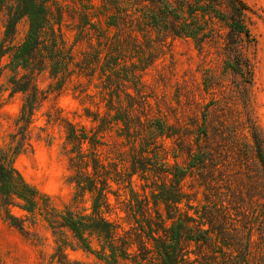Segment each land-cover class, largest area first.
I'll list each match as a JSON object with an SVG mask.
<instances>
[{
	"label": "rangeland",
	"instance_id": "rangeland-1",
	"mask_svg": "<svg viewBox=\"0 0 264 264\" xmlns=\"http://www.w3.org/2000/svg\"><path fill=\"white\" fill-rule=\"evenodd\" d=\"M243 1L246 7L238 15L229 0H47L60 50L46 53L40 45L26 65L14 71L7 67L8 55L0 59V154L19 148L14 165L42 196L35 210L28 212L18 198L0 194V264H105L80 247L57 214L71 205L73 192L68 156L72 145L66 139V122L84 126L92 135L99 122L86 117L85 108L103 114L109 104L132 105L135 114H146L148 121L159 120L163 125L158 140L166 166L187 167L178 204L191 228L187 232L196 231L203 222L202 227H207L204 170L198 160L189 163L209 143L214 156V192L218 191L228 208L225 226L235 230L243 224L255 228L260 224L259 230L264 231L261 207L255 209L264 202L262 181L259 194L252 190L258 176L254 160L249 156L239 162L231 145L234 136L247 134L244 123L248 119L264 136V0ZM12 6V0L0 1V40ZM192 7L198 8L196 14L203 20L206 36L201 45L166 27L143 30L153 12L168 26L186 18ZM110 16L123 29L118 50L97 53L94 47L115 31L107 27ZM233 19L243 23L249 34L233 28ZM27 27L26 17H21L6 44L18 46ZM23 103L32 108L27 122L19 119ZM94 138L102 142L97 150L106 158L111 176L124 178L123 169L129 162L121 158L126 149L123 139L114 129ZM82 147L89 150L90 144L86 141ZM132 179L141 191V181L136 175ZM110 184L119 188L122 199L121 183ZM109 196L113 203L110 217L124 229L134 225L123 206ZM212 200L216 231L220 200L217 196ZM87 204L80 202L77 208ZM255 228L248 245V264H264V247ZM182 243L191 259L197 256L201 263L215 254L220 262V253H213L215 248L208 242L198 244L185 238Z\"/></svg>",
	"mask_w": 264,
	"mask_h": 264
},
{
	"label": "trees",
	"instance_id": "trees-1",
	"mask_svg": "<svg viewBox=\"0 0 264 264\" xmlns=\"http://www.w3.org/2000/svg\"><path fill=\"white\" fill-rule=\"evenodd\" d=\"M195 1L198 3L201 0ZM12 2V10L8 13L3 37L0 40V59L8 55L7 67L14 71L19 66L24 67L28 56L40 45L44 47L46 53L52 52L53 49L60 50V47L55 45V32L49 21L47 0ZM229 3L238 15H242V10L246 7L243 0H229ZM197 9L190 8L186 18L174 20L168 26L159 21L157 19L159 16L153 12L152 20L144 22L143 30L150 32L152 27H166L174 35L191 37L197 45H201L206 34L203 32V20L196 14ZM170 10L177 17L176 10L174 8ZM21 17L27 19V31L22 42L13 47L6 44V39ZM231 25L245 35L249 34L243 23L233 19ZM107 27H115V31L105 42H99V46L94 47L93 50L97 53H102L104 49L110 52L118 50L123 29L114 16H110ZM46 38L50 39L55 48L47 44L49 40ZM152 50L153 47L149 48V53H152ZM142 64H147L145 59L142 60ZM31 109V105L23 103L19 119L27 122ZM134 109L132 105L125 108L120 103L107 105L103 114L85 108V116L90 117L91 121L99 122L92 135L88 134L84 126L77 128L72 122H66V139L72 145L68 156L72 170L69 181L72 183L73 192L71 205L57 214L62 225L71 231L80 247L93 253L105 264H248V245L255 227L253 224H243L241 228L231 230L225 226L228 208L222 203L223 199L218 195V191L214 192L212 184L211 164L214 159L212 143L193 154L189 163L193 165L198 160L204 170V215L207 224V227H202L204 222L200 223L196 227L197 232L194 230L190 233L187 232L191 230L188 219L178 210V204L183 198L180 181L187 167L166 166L163 160V147L158 140L163 125L159 120L148 121L146 114H135ZM244 126L247 134L241 137L234 136L231 145L240 156L239 162L247 160L249 156L254 160L258 176L256 186L253 185L252 190L254 194H259L260 181L264 187V136L252 120L248 119ZM112 129L123 139L122 144L126 147L121 152V158L129 162L123 169L124 178L111 176L109 165L104 161L106 158H101L97 150V146L102 142L94 138L97 133ZM86 141L90 144L89 150L82 147ZM18 149L15 148L10 153L3 151L0 154V194L18 198L22 202L21 208L33 212L38 206V199H42V196L15 167L14 157L19 152ZM168 174L171 176L165 179ZM133 175L141 181L139 183L141 191L135 188ZM110 181L121 183L122 199L119 188L113 189ZM110 194L123 206L122 209L133 221L134 225L128 229H124L117 220L110 217L113 211ZM212 196H217L220 200L217 211L221 219L216 231L212 219L211 207L215 206ZM80 202L88 204L77 208ZM260 207L264 215V202L257 203L255 209L259 211ZM9 217L12 222L10 214ZM259 225L255 229L259 242L264 247V231L259 230ZM185 238L198 244L208 242L213 249L215 248L213 253L217 251L220 253V262L215 254L201 263L198 262L197 256L191 259L182 243ZM262 257L264 258V255Z\"/></svg>",
	"mask_w": 264,
	"mask_h": 264
}]
</instances>
